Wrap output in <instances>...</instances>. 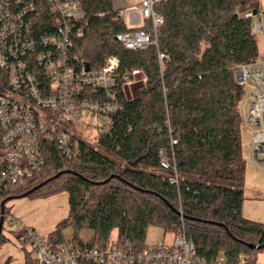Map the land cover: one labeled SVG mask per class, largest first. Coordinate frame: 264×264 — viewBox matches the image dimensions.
<instances>
[{
    "label": "trees",
    "instance_id": "obj_1",
    "mask_svg": "<svg viewBox=\"0 0 264 264\" xmlns=\"http://www.w3.org/2000/svg\"><path fill=\"white\" fill-rule=\"evenodd\" d=\"M80 1L83 35L75 41L73 55L91 68L117 56L121 73L138 69L146 81L128 98L120 80L123 109L97 148L83 143L80 154L68 159L56 144L46 143L40 174L6 186L0 208L9 197L47 181L28 196L68 193L69 214L48 235L55 244L65 243L63 229L73 226L94 232L87 242L75 235L73 241L80 245L103 247L117 230L120 240L142 249L150 226L166 232L184 227L202 258L224 254L226 264H239L245 253L255 264L257 252L264 249V222L242 213L246 161L240 106L245 92L235 67L260 55L252 31L255 20L246 16L259 10L260 0H162L156 6L164 18L158 47L146 50L125 49L115 39L133 29L118 14L121 0ZM142 29L153 33L150 21ZM158 48L168 60L160 63ZM1 135L0 125V148ZM172 138L177 141L179 187L162 180L160 169V151L170 150ZM3 170L0 165V176ZM13 232L26 244L22 232ZM5 241L2 233L0 245ZM9 263L10 258L3 264ZM26 264H34L33 258Z\"/></svg>",
    "mask_w": 264,
    "mask_h": 264
},
{
    "label": "built area",
    "instance_id": "obj_2",
    "mask_svg": "<svg viewBox=\"0 0 264 264\" xmlns=\"http://www.w3.org/2000/svg\"><path fill=\"white\" fill-rule=\"evenodd\" d=\"M161 1L140 0L119 8L124 21L130 14L141 22L116 34L121 46L128 50L158 47L157 30L164 18L156 6ZM246 16L253 17V10ZM84 17L80 0H0V165L4 167L0 194L6 186L40 174L46 163V143L53 142L62 156L72 159L80 154L81 144L90 145L80 132L88 130L91 121L98 140L111 134L115 117L123 109L120 80L125 86L133 85L136 77L146 81L138 69L121 73L117 56L109 57L100 68H91L73 55L74 43L83 35ZM146 21L152 23L153 33L142 29ZM252 31L264 37V22L255 20ZM158 59L162 63L169 55L158 48ZM235 74L245 92L240 106L243 127L252 133L248 159L263 167L264 53L254 62L236 66ZM176 144L172 138L170 150L160 151V169L162 180L179 187ZM7 223L23 233L34 264H226L224 254L210 260L199 256L195 240L184 227L171 230L169 241L141 249L118 237L103 247L75 241L55 244L13 216ZM249 260L245 253L239 255V264Z\"/></svg>",
    "mask_w": 264,
    "mask_h": 264
},
{
    "label": "rangeland",
    "instance_id": "obj_3",
    "mask_svg": "<svg viewBox=\"0 0 264 264\" xmlns=\"http://www.w3.org/2000/svg\"><path fill=\"white\" fill-rule=\"evenodd\" d=\"M140 0H121L116 4V8H125L137 4ZM125 22L129 26L139 25L141 22L133 20V15H125ZM259 36V35H258ZM262 37L259 36L260 55L263 54L264 44ZM133 85L126 86V95L128 98L134 97L138 90L144 85V82L136 77ZM90 128L80 132L88 144L95 146L98 143V136L94 131V122L91 121ZM252 133L246 129L242 130V157L246 161L245 181L243 189L245 199L243 201L242 213L245 217L264 222V166L258 167L248 159V153L251 147ZM7 216L4 222L2 233L7 237V241L0 245V264L10 258L9 264H26L32 258L31 247L22 244L13 231L14 226H9L7 219L9 216L22 221L26 226L31 227L41 236L46 237L55 229L58 223L67 218L69 214L68 193L61 191L51 195L37 194L32 196L14 198L6 203ZM63 235L66 242L71 243L75 235L83 241H90L94 232L89 228H82L75 231L73 226H67L63 229ZM118 231L111 233V239H116ZM171 239L170 232H166L160 226H150L148 228L145 244L152 246L163 240ZM255 264H264V249L256 254Z\"/></svg>",
    "mask_w": 264,
    "mask_h": 264
},
{
    "label": "water",
    "instance_id": "obj_4",
    "mask_svg": "<svg viewBox=\"0 0 264 264\" xmlns=\"http://www.w3.org/2000/svg\"><path fill=\"white\" fill-rule=\"evenodd\" d=\"M253 14L254 15H257V10H254L253 11ZM61 174V173H60ZM60 174H58L57 175V177L60 175ZM108 181V180H107ZM106 181V182H107ZM47 183V181L46 182H44L43 184H41V185H39V186H36L35 188H33L32 190H30V191H28V192H26V193H24V194H22V195H20V196H14V197H9L6 201H9V200H11V199H14V198H20V197H26V196H28L29 194H31L33 191H36L38 188H40L42 185H44V184H46ZM6 201H4L3 203H2V208H1V216H0V236H1V234H2V230H3V226H4V211H5V202ZM250 247L251 248H259V246H256V245H250Z\"/></svg>",
    "mask_w": 264,
    "mask_h": 264
},
{
    "label": "crops",
    "instance_id": "obj_5",
    "mask_svg": "<svg viewBox=\"0 0 264 264\" xmlns=\"http://www.w3.org/2000/svg\"><path fill=\"white\" fill-rule=\"evenodd\" d=\"M254 20H257V19H261L263 22H264V0H260V7H259V10L257 11V15H254L253 16ZM262 38V42L264 44V37L261 36ZM258 40H259V36H258ZM264 53V51H263Z\"/></svg>",
    "mask_w": 264,
    "mask_h": 264
}]
</instances>
